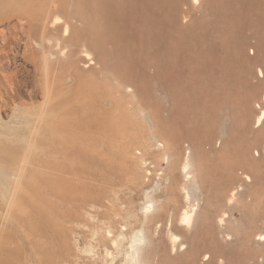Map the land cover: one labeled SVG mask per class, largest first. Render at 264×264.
<instances>
[{
    "label": "rangeland",
    "instance_id": "374dc122",
    "mask_svg": "<svg viewBox=\"0 0 264 264\" xmlns=\"http://www.w3.org/2000/svg\"><path fill=\"white\" fill-rule=\"evenodd\" d=\"M74 1V9L93 8ZM209 1L181 0L173 23L211 24L215 31L202 38L215 44L222 19ZM250 2L237 5L236 40L255 56L251 45L264 44V20L258 21L264 0ZM118 33L106 36L101 58L89 46L77 70L62 63L57 45L45 52L43 43L34 40L30 49L20 29L9 33L3 62L17 85L10 92L13 102H0V156L5 155L0 165V261L264 264V124L256 126L254 114L264 102V76L255 68L249 79L252 95L247 92L245 98L251 116L244 122L233 108L236 103L212 96L223 82L221 72L216 73L218 85L206 96L205 111L183 116V128L205 133L215 150L193 151L189 141L180 146L167 138L171 108L173 120L180 116L176 95L171 97L163 83L161 41L134 21L118 24ZM47 39L50 45L59 38L51 34ZM119 51L132 57V65L121 67ZM62 116L70 122L75 146L67 171L57 176L29 156L42 157L49 150L46 128ZM232 140L249 152L233 168L228 164ZM189 153L191 167L184 172ZM234 189L238 195L229 205ZM248 190L254 196H246ZM133 244L145 260H139Z\"/></svg>",
    "mask_w": 264,
    "mask_h": 264
},
{
    "label": "bare ground",
    "instance_id": "6f19581e",
    "mask_svg": "<svg viewBox=\"0 0 264 264\" xmlns=\"http://www.w3.org/2000/svg\"><path fill=\"white\" fill-rule=\"evenodd\" d=\"M80 1L84 2L86 6L92 5V10L86 11L81 7L74 9L73 5L76 2L74 0H0V102L14 100L15 95L10 92L14 91L13 89L17 85V79L7 72L3 62L5 57L3 51L6 50L11 40L9 33L15 35L16 30L20 29L23 36L26 35V44L30 49L34 48V40H40L43 43L45 52L48 48L57 45L58 48L60 47V54L65 57V62L62 63L77 70L80 62L85 60L83 54L89 46L95 48L97 56L101 58V51L104 48L102 44L107 38L106 36H112L114 32L116 36L118 24L125 26L127 21L128 23L134 21L144 30L153 31L154 38H156L154 41H157L158 44L161 41L164 48L163 83L171 97L173 94L176 95V109L180 116L177 121L173 120L175 107L171 108V118L167 127V138L170 142L182 146L183 142L189 141L193 151L194 149L195 151L197 149L215 150L214 142H211L205 133L194 134L190 129L183 128V116H186L187 113H197L198 115L199 112L205 111L207 108L206 96L208 97L218 85L216 80L218 71L221 72L223 82L221 81V86L217 87V91L212 96L218 97V99L224 97L230 103H236L233 108L240 110L243 121H250V99L245 97L248 96L247 92L252 95L249 79L253 76V70L257 68L259 74L264 76V44L262 42L246 44L249 47L251 45V53H255V56L249 55L245 47L237 45L236 36L239 29V22L236 23L237 5H245L246 2L249 3V0L209 1L213 2L212 4L218 9L219 17L222 19V24L216 29L218 36L215 44H208L207 40L202 38V36L206 35L207 37L215 31L211 24L190 26L189 24L173 23L176 19L175 16L180 13L181 0ZM191 1L195 5L202 4L203 1L206 2V0ZM250 1L253 3V0ZM70 4L72 8H70ZM184 14L189 16L187 12ZM263 20L264 16H259L258 21L262 22ZM99 24L104 29H101ZM78 28L81 30L77 31ZM159 29L163 31L162 35L159 34ZM51 34L57 35L59 39L55 44H45L47 40L49 43L50 39L47 37ZM120 34L130 37L134 35L125 31ZM12 38L15 39V37ZM254 46L255 50H253ZM116 58L122 64L121 67L132 65V57L120 53V51L116 54ZM62 63L59 61L58 64ZM255 113L257 115L256 126L264 124V102L258 105ZM46 134L50 136L51 140L49 150L44 151L42 157L37 153H34V156L31 154L29 157L41 168L55 170L58 176L61 172L67 171L69 156L75 146V138L72 135L69 120L64 116L53 118L50 129L46 128ZM262 139L264 140V130ZM1 143L4 144L0 140ZM232 143L228 163L231 168L236 162L241 159L247 160L249 156V152H246L247 149L240 141L233 142L232 140ZM255 146H260L259 140ZM188 148L190 149V147ZM17 150H20V147ZM4 156V153L3 156H0V165L3 162L1 158ZM185 158L184 172L191 167V154H187ZM255 167H258V164ZM252 177L249 174L245 175L247 181H252ZM237 195L238 192L234 189L232 197L229 199V205L233 203ZM246 196H254L252 190H248ZM226 216L227 214H224L219 219L221 225L226 222ZM192 218V215L186 213V220L192 221ZM195 226L198 227V223H195ZM234 227L236 226L232 225V229ZM257 239H263V235ZM133 245V249L139 255V260H145L138 254L139 248L135 244ZM132 255L131 251L127 252L128 258H131ZM193 255L197 256L198 250H193ZM0 264L10 263L0 261Z\"/></svg>",
    "mask_w": 264,
    "mask_h": 264
}]
</instances>
